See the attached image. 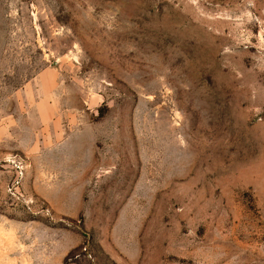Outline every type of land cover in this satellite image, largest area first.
<instances>
[{"label": "rangeland", "instance_id": "rangeland-1", "mask_svg": "<svg viewBox=\"0 0 264 264\" xmlns=\"http://www.w3.org/2000/svg\"><path fill=\"white\" fill-rule=\"evenodd\" d=\"M0 264H264V0H0Z\"/></svg>", "mask_w": 264, "mask_h": 264}, {"label": "water", "instance_id": "water-1", "mask_svg": "<svg viewBox=\"0 0 264 264\" xmlns=\"http://www.w3.org/2000/svg\"><path fill=\"white\" fill-rule=\"evenodd\" d=\"M55 63V62H54Z\"/></svg>", "mask_w": 264, "mask_h": 264}]
</instances>
